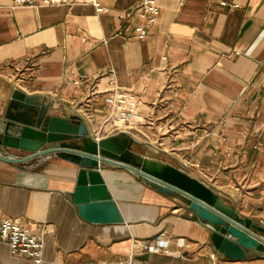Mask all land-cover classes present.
Segmentation results:
<instances>
[{"label": "crops", "instance_id": "1", "mask_svg": "<svg viewBox=\"0 0 264 264\" xmlns=\"http://www.w3.org/2000/svg\"><path fill=\"white\" fill-rule=\"evenodd\" d=\"M141 1L97 0L107 9L98 12L87 0L34 8L0 0V107L19 91L92 133L108 114L105 92L132 91L143 122L113 137L264 226V0H158L160 17L143 40L132 27L141 21L123 18ZM81 76L97 79V95L73 84ZM76 173L55 155L28 165L0 160V224L11 219L41 235L40 264H264L253 253L231 260L216 252L173 199L113 166L102 173L124 223L87 222L72 201ZM163 232L168 252L134 244ZM0 264L37 263L0 240Z\"/></svg>", "mask_w": 264, "mask_h": 264}, {"label": "water", "instance_id": "2", "mask_svg": "<svg viewBox=\"0 0 264 264\" xmlns=\"http://www.w3.org/2000/svg\"><path fill=\"white\" fill-rule=\"evenodd\" d=\"M13 99L0 107V160L28 165L55 155L72 163L77 173L71 196L83 220L124 223L102 173L113 166L173 199L182 213L203 226L214 250L224 257L243 260L250 253L264 257V226L241 216L203 182L174 165L136 155L118 137L96 142L79 117L54 115L51 105L33 96L16 91ZM11 151L20 155L10 157Z\"/></svg>", "mask_w": 264, "mask_h": 264}, {"label": "built area", "instance_id": "3", "mask_svg": "<svg viewBox=\"0 0 264 264\" xmlns=\"http://www.w3.org/2000/svg\"><path fill=\"white\" fill-rule=\"evenodd\" d=\"M16 7H39V6H57L73 5L78 0H12ZM93 4L98 12L105 11L100 7L97 0H87ZM226 6L225 2L221 3ZM236 7V6H235ZM161 10L158 0H142L138 5L131 9L124 20L131 21L137 19L141 23L133 25L134 37L143 40L148 35V31L157 24ZM118 35H125L122 29L117 32ZM97 79H89L81 76L73 81L74 85L88 84L92 95H97ZM104 101L108 109L105 120L99 127L91 133L96 142L116 135L125 133L134 127L135 124L142 123L140 115L141 102L138 95L132 91L111 88L104 94ZM0 240L8 244L12 255H20L32 259L40 264L42 261L44 241L42 236L30 232L24 225L11 219H3L0 224ZM135 245H140L143 251L149 253L168 252L166 233L159 234L154 240H135ZM115 264H133L132 258Z\"/></svg>", "mask_w": 264, "mask_h": 264}]
</instances>
